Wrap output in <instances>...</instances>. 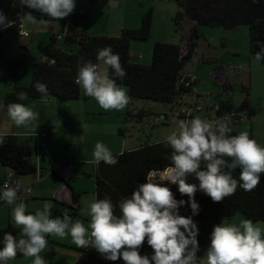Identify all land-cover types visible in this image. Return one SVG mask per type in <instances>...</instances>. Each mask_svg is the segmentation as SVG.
Masks as SVG:
<instances>
[{
	"label": "clouds",
	"instance_id": "9594fccd",
	"mask_svg": "<svg viewBox=\"0 0 264 264\" xmlns=\"http://www.w3.org/2000/svg\"><path fill=\"white\" fill-rule=\"evenodd\" d=\"M19 3L58 20L73 12L76 0H19ZM24 18L31 22L34 16L25 13ZM261 22L264 17L257 18L256 23ZM9 26L11 21L0 12V29ZM254 58L264 61V47L259 48ZM96 60L104 67L81 60L75 83L105 111L122 110L128 103V95L124 87L110 78V73L116 78L126 75L119 54L111 46H105L97 50ZM32 87L42 96L48 95L46 84L36 81ZM16 96L19 101L28 99L25 90L17 91ZM4 108L17 127H26L38 118L37 112L22 103L6 106L0 103V109ZM162 142L170 149L166 157L169 164L148 170L144 182L137 184L130 195L119 197L116 204L107 195L103 198L93 195L85 205L90 218L87 227L66 210L52 216L49 202L34 213L26 212L18 196L21 185L7 182L0 185V202L12 206L11 221L19 228L15 236L8 232L0 234V264H7L17 253L31 257V264H46L40 255L48 243L46 237L63 239L66 235L77 247L92 248L104 260L120 259L123 264H264V228L252 220L234 223L221 219L213 225L207 247L199 256V229L193 221L200 211L194 199L196 192L213 202H221L238 187L247 192L260 183L264 174V146L251 139L246 130L231 134L225 120H209L199 115L177 120ZM101 162L115 165L117 158L98 141L88 163L98 166ZM237 169L238 174L233 176ZM189 177L196 182H188ZM169 185H175L177 193L187 199H177ZM185 205L190 210L188 216L180 214ZM142 244L150 247L149 254L140 252Z\"/></svg>",
	"mask_w": 264,
	"mask_h": 264
},
{
	"label": "trees",
	"instance_id": "16d2710c",
	"mask_svg": "<svg viewBox=\"0 0 264 264\" xmlns=\"http://www.w3.org/2000/svg\"><path fill=\"white\" fill-rule=\"evenodd\" d=\"M202 0H181L179 5L184 9V14L178 12L174 24L179 27V20L187 16L193 25L190 43L186 47L180 45L156 42L153 46L152 60L148 66L140 65L137 61L130 60V44L132 42L147 41L151 29V17L147 12L137 29H124L117 37L92 35L86 28L90 17L87 12L69 14L63 32V39L67 45L74 44V51H64L58 46V36L51 35L44 45L43 53L39 61L31 68L30 83L23 87L17 85L16 66L6 68L0 75L3 78H12L13 88L5 94L3 105L9 103L27 104L41 98H53L59 103L88 100L90 97L84 95L83 89L75 83V75L81 60H88L98 64L96 53L98 49L111 46L113 52L118 53L120 63L126 75L123 78L112 77L117 85L127 88L129 101L151 100L162 104L176 103L183 95L191 94L195 84L188 87L179 84L184 65L190 60L194 48L196 35L195 25H205L213 27L233 28L244 25L248 28V51L254 54L260 47H264V22L256 23L258 17H264V0H221L213 11L206 13L199 11L198 5ZM0 9L11 19V26L0 29V58L4 56L7 46L16 40L20 35V20L18 15L31 13L34 17H39L35 10L21 6L19 0H0ZM39 81L46 84L48 95L42 96L32 87L33 83ZM25 90L28 93L26 101L17 99V91ZM244 92L248 93L247 89ZM130 105V103H128ZM249 107L247 95L240 103L238 111H243ZM6 110V108H4ZM130 115V111H127ZM144 110H139L138 117H143ZM120 131V130H119ZM42 132V131H39ZM37 132V133H39ZM121 132V131H120ZM27 137H18L8 134L3 137L0 145V165L9 169L18 177H27L40 173L39 168L30 162L29 157L32 150V142H39L36 134ZM45 133V132H43ZM231 134H237L231 128ZM160 140L155 143H146L137 148L115 154L117 163L107 165L101 162L95 166L94 172V195L103 198L107 195L113 204L121 196L130 195L133 188L143 183L148 170L167 166L169 161L167 155L170 149ZM46 144V137H45ZM45 147V146H44ZM43 147V148H44ZM238 169L233 172V176L238 174ZM191 183L196 181L188 178ZM171 191L177 199H187L181 197L176 191L175 185H169ZM18 196L23 200L24 196L19 192ZM79 194L72 192V206H67L74 215L79 210ZM194 199L200 206L199 213L193 217L196 222L199 234L197 236L200 251L197 255H202L208 244V234L213 225L218 224L221 219L227 221L235 215H240L244 219L252 220L254 223L264 221V174H261L260 183L251 191H244L239 187L229 197L221 202H213L201 192L194 194ZM64 206V205H62ZM66 207V206H65ZM118 212V209H117ZM180 214L190 215V210L185 205L180 209ZM8 232L14 236L19 229L13 225H8L0 229V234ZM49 251L45 254V259L51 260L54 255L53 242L47 239ZM140 252L149 254L151 249L146 244H142ZM23 255L17 256L11 261L20 260ZM75 264H123L118 259L115 262L106 261L92 248H80L78 250Z\"/></svg>",
	"mask_w": 264,
	"mask_h": 264
},
{
	"label": "rangeland",
	"instance_id": "374dc122",
	"mask_svg": "<svg viewBox=\"0 0 264 264\" xmlns=\"http://www.w3.org/2000/svg\"><path fill=\"white\" fill-rule=\"evenodd\" d=\"M179 1L181 0H76L72 13L87 12L89 14L90 20L86 28L88 33L117 37L124 29H137L140 27L142 17L148 12L151 17V29L148 40L130 44V60L137 61L140 65L148 66L151 63L153 46L156 42L175 44L181 47H186L190 43L194 23L187 16L180 18L179 27L173 22L178 12L183 14L185 12L179 5ZM220 1L209 0V4H206V6L213 8ZM201 5H198L201 12L206 13L213 10L202 9ZM0 12L5 15L8 21H11L12 18L9 15L5 14L1 9ZM38 15L39 17H34L31 22L25 20L24 14L17 16L28 38L19 36L7 46L4 56L0 58V75L6 68L15 65L19 79H17V82L29 81L30 83L32 66H28L29 59L36 57L38 49H41L43 53L44 45L50 37V31H52L51 28L56 26L58 33L62 35L61 29L64 30L69 16L56 20L41 13ZM195 29L198 39L195 41L194 52L190 60L184 65L182 72L194 74L198 79L201 78V85L207 86V91L212 92L209 99L210 103L203 104V108L210 109L216 104L218 107L222 106L229 109L227 110L228 112L235 110L247 95L243 87H249L248 72L252 73V78L258 76L257 79H252V92H250L257 106L253 107L251 105L253 108L250 107L251 109L244 110L249 114L254 112V117L256 118L255 127L250 130L249 124L241 123L233 125L232 130L236 133L246 130L251 139L255 140L257 144L264 146V107H259L264 105V61L258 62L249 55L247 26L239 25L233 28H224L195 25ZM43 39H46L44 44ZM27 41H30V46ZM58 41V46L63 47L65 50L70 48V46H73L74 49L76 48L74 44L67 45L63 35L61 40ZM39 57L37 56L38 61L40 60ZM203 59L207 61L203 62ZM249 62H251V66ZM103 67L102 64L98 63V68ZM13 85L14 81L10 77L0 80V103L3 102L5 94L12 90ZM201 85L199 83V86ZM8 87H10V90L6 92ZM125 90L127 93V88ZM190 96V94L182 96L184 102L180 105L181 107L187 108V106L193 104V101L199 100ZM203 101H208V98H204ZM128 103H130L129 107ZM128 103L119 111H105L91 97L88 100H76L67 103L73 107L78 106V108L83 105V108L88 109V114H85L84 118L74 119L69 124V127H63V135L66 136L67 143L70 144L69 149L73 158V162L68 166L67 170L71 179L68 177L67 181L72 191L76 192L73 187L82 189V193L78 197L80 206L78 212L74 215L67 208L69 204L62 203L66 206L63 210H66L74 220H80L85 227H87L90 219L85 205L94 195L93 176L95 166L82 161L91 159L94 144L98 141L102 142L115 155L119 153L120 143L123 144L121 148L125 147L120 151H128L146 143L151 144L163 140V137L175 127V120L171 112L177 108L174 103L162 104L151 100L130 102L129 99ZM128 110L130 115L127 114ZM139 110H144L141 119L138 117ZM5 112L4 109H0V120L6 114ZM165 117L168 118L167 121ZM88 129H90L89 132H87ZM115 139H119L121 142L115 141ZM32 145V149L35 150L36 143L34 141ZM25 178L20 177L23 182ZM49 178V180H53L51 175ZM57 184L64 188L70 196V190L66 184ZM7 206L3 202L0 206V211L8 210ZM25 207L27 212L33 213L31 206L25 204ZM57 208V206L52 205L51 209L54 211L51 212L52 216H58ZM48 239L53 242L51 245L54 250L53 258L51 261L49 260L51 264H75L80 248L71 241L69 236L66 235L63 239L49 236ZM22 261L23 259L15 262L9 260L7 264H23Z\"/></svg>",
	"mask_w": 264,
	"mask_h": 264
},
{
	"label": "crops",
	"instance_id": "0c3cea01",
	"mask_svg": "<svg viewBox=\"0 0 264 264\" xmlns=\"http://www.w3.org/2000/svg\"><path fill=\"white\" fill-rule=\"evenodd\" d=\"M21 28H24L22 23H21ZM56 28H57L56 26L51 28L52 31H50L49 35L50 36L51 35H57L58 40H61L62 35H63V32H62L63 29H61L62 35H60ZM22 31H23V29H22ZM23 32H25V31H23ZM26 38H28V36ZM29 42L30 41H27L28 44H29ZM45 42H46V39H43V44ZM29 46H30V44H29ZM59 47H60V49L67 51V52L75 50L73 46H70V48H67L66 50L61 46H59ZM41 54H42V50L38 49V51L36 53V57L29 59L28 66H30V65L32 66L34 63H36V60L38 61L37 56H40L39 58H41ZM250 57L254 58L251 55H250ZM204 61L206 62L207 60L203 59V62ZM255 63H258V62H255ZM249 65L250 66L252 65L251 62H249ZM183 73H185V72H183ZM247 75H248L247 80L249 82L250 88L244 86L243 90L244 89L248 90L247 97L249 100V107L247 109H249L251 107V105H253V107L257 106L255 103V100L251 97L250 92H252V79L253 78L257 79L258 76H254L252 78L251 72H248ZM17 79H18V77H17ZM199 83L201 85V83H202L201 78H199V79L197 78L196 83L193 87L192 93L190 94L191 96H193V98L199 99V100L193 101V104L203 105V104H207L208 102L210 103L209 99H210L212 92L211 91L208 92L207 88H206L207 86H205L203 84L201 86H199ZM28 84H29V81L28 82L24 81L23 83L17 82V85L23 86V87L28 86ZM9 88L10 87H8L6 89V92L10 90ZM249 96H250V98H249ZM204 98H208V101H203ZM80 100H82V99H80ZM242 101H243V99H242ZM182 102H184V100L181 97L174 104L178 108V107H181L180 105L183 104ZM67 103H69V102L59 103L55 99L49 97V98H41L38 100H34V101H31V102L25 104V106L31 108L33 111L38 113V118L36 120L32 121L26 127L25 126L17 127L14 123H12L10 121V119L7 115V112H5L6 114H4L2 116V119L0 120V122L5 123V124H3V123L0 124V145L2 143L3 137L5 135H8V134L17 135L18 137L32 136L39 131L45 132V134H46L45 147L41 148L43 150L35 147V150H33V149L31 150L30 157H29L30 162H32L33 164H35L39 168L40 173H37L36 175L27 176L25 178V181H24V183L31 185V192L27 197H24L23 202H24V204L31 206V208L33 209V213L36 210L42 209V206L45 202H49V203H51V205H55L58 207L57 208V210H58L57 215L58 216L61 214V210L66 208L64 204H69V206H72V192H74V191L71 190V187L69 186V183L67 181L68 177H70V179H71V176L69 175L67 170H68V166L73 162L72 161L73 158L71 157V152L69 149L70 144L67 143V138L65 135H63V127H65V126L69 127V124L74 119L84 118L85 114H88L87 113L88 109L83 108V105L80 106V108H78V106L73 107ZM240 103H239V105H240ZM65 104H67V105H65ZM214 105H216V104H214ZM239 105L233 111H237L240 114H245L247 116V122L246 123L249 124L250 130H253L255 127V121H256V118L254 117V112L249 114V113L245 112L244 110L238 111ZM128 107H129V104H128ZM221 107H219L221 109V111L228 112L227 110H229V109H226L224 107L221 108ZM253 107H251V108H253ZM259 107L263 108L264 105H260ZM254 111H255V108H254ZM199 114H201V115H199ZM199 114H198V112H196L195 116L199 115L202 118L203 112H199ZM57 124H59V125H57ZM89 131H90V129H88L87 132H89ZM115 141H120V140L115 139ZM121 146H123V144L120 143V148L118 149L119 153L123 152L120 150L125 148V147L121 148ZM129 150H131V149H129ZM113 152H115V151H113ZM75 153L78 154L79 152H75ZM88 161L89 160L86 159V160H83L82 162L88 163ZM88 164H90V163H88ZM9 171H10L9 169L0 165V180H1L0 184H2L4 182ZM50 175L53 177V180H49ZM57 183L66 184L67 188L70 190V196L64 190V188H62ZM73 188L76 191L75 193H78V194L82 193L81 192L82 189H79L78 187L77 188L73 187ZM70 201H71V203H70ZM2 203L3 202H0V206L2 205ZM62 203H64V204H62ZM62 205H64V206H62ZM11 207H12L11 205H8L7 206L8 210L0 211V229H3L8 225H13V226L15 225L11 221V215H10ZM51 212H54V211L51 209ZM241 219H244V218L241 217L240 215H235L232 218L228 219L226 222L239 223V221ZM5 224H7V225H5ZM255 224L264 228V221L256 222ZM15 227L18 228V226H16V225H15ZM48 237L46 239H48ZM45 248L46 249H44L40 253V255L45 260L46 264H51L49 262V260L45 259V254L49 251V246L46 245ZM52 258H51V260H52ZM21 259H23V261H22L23 264H25V263L31 264V260H32L31 257H28V258L22 257Z\"/></svg>",
	"mask_w": 264,
	"mask_h": 264
},
{
	"label": "built area",
	"instance_id": "2783aa9c",
	"mask_svg": "<svg viewBox=\"0 0 264 264\" xmlns=\"http://www.w3.org/2000/svg\"><path fill=\"white\" fill-rule=\"evenodd\" d=\"M19 35L22 37H27V33L22 31L21 25ZM196 76L194 74H182L180 79H179V84H182L185 87H188L190 85H193L196 83ZM173 113V117L175 120V123L179 119H185V118H191L195 116L196 112H203V117L202 118H207L209 120H215V119H222L225 120L229 127L232 128L233 125L236 124H241L247 122V116L245 114H240L237 111H231V112H223L217 105H213L212 108L208 109L206 107L203 108V105L199 104H192L185 107H178L176 109H173L171 111ZM167 121V117H165ZM45 137L46 134L43 132H39L36 134V138L39 142V147H44L45 146ZM5 182L9 183L10 185L12 184H19L21 185V191L20 193L22 196L27 197L30 192H31V185L24 183L20 177L16 176L13 172H9L6 176V179L2 184ZM1 184V185H2ZM28 189V191H23V189Z\"/></svg>",
	"mask_w": 264,
	"mask_h": 264
},
{
	"label": "water",
	"instance_id": "95a60500",
	"mask_svg": "<svg viewBox=\"0 0 264 264\" xmlns=\"http://www.w3.org/2000/svg\"><path fill=\"white\" fill-rule=\"evenodd\" d=\"M204 1H205V3H204L205 5H206V4H207V5L209 4V0H204ZM200 5H201V4H200ZM201 6H202V5H201ZM206 7H207V6H206ZM202 9H205V8H204V7H202ZM207 9H210V10H212L213 8H207ZM212 11H213V10H212Z\"/></svg>",
	"mask_w": 264,
	"mask_h": 264
},
{
	"label": "flooded vegetation",
	"instance_id": "af4514ba",
	"mask_svg": "<svg viewBox=\"0 0 264 264\" xmlns=\"http://www.w3.org/2000/svg\"><path fill=\"white\" fill-rule=\"evenodd\" d=\"M201 4H202V7H204L205 8V10L208 8V7H206V5L204 4L205 3V1L203 0V2H200ZM200 5V4H199ZM210 8V7H209Z\"/></svg>",
	"mask_w": 264,
	"mask_h": 264
},
{
	"label": "bare ground",
	"instance_id": "6f19581e",
	"mask_svg": "<svg viewBox=\"0 0 264 264\" xmlns=\"http://www.w3.org/2000/svg\"><path fill=\"white\" fill-rule=\"evenodd\" d=\"M246 123V122H245Z\"/></svg>",
	"mask_w": 264,
	"mask_h": 264
}]
</instances>
